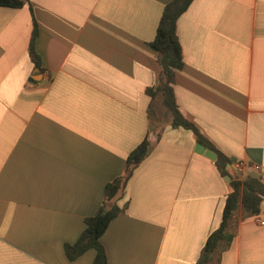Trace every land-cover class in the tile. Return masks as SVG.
Segmentation results:
<instances>
[{
	"label": "crops",
	"instance_id": "crops-1",
	"mask_svg": "<svg viewBox=\"0 0 264 264\" xmlns=\"http://www.w3.org/2000/svg\"><path fill=\"white\" fill-rule=\"evenodd\" d=\"M170 0H27L0 6V264H93L64 253L145 137L147 156L100 237L107 264H195L218 228L229 182L148 88L149 45ZM38 28L28 56L32 16ZM178 110L241 174L264 183V0H193L178 18ZM227 168V167H226ZM264 201L239 206L216 264H264Z\"/></svg>",
	"mask_w": 264,
	"mask_h": 264
},
{
	"label": "trees",
	"instance_id": "trees-1",
	"mask_svg": "<svg viewBox=\"0 0 264 264\" xmlns=\"http://www.w3.org/2000/svg\"><path fill=\"white\" fill-rule=\"evenodd\" d=\"M193 0H170L162 10L155 35L149 45L155 50L160 67L159 81L154 88H148L146 93L150 98L160 97L161 105L170 113V125L173 128H183L191 131L196 141L203 144L216 155L214 164L222 177L229 176L230 193L225 198L221 222L206 239L204 247L195 264H216L215 255L229 246L233 233L229 232L228 222L234 211L240 206L248 216L257 215L264 201V183L259 176L248 175L238 177L226 167L229 160L214 148L178 110L174 97V79L177 71L182 69L181 46L176 33L178 18L187 10ZM27 0H0V6L20 8ZM32 16V15H31ZM38 34L36 22L32 16V30L28 44V56L35 68H40V57L35 51V41ZM150 142L145 137L126 157L123 173L107 182L103 188V198L96 212L84 219V229L72 244H65L64 253L68 260L73 261L88 249L95 250L93 264H107L104 248L100 237L109 223L124 212L126 205L119 207L117 200L121 199L129 177L133 170L147 156Z\"/></svg>",
	"mask_w": 264,
	"mask_h": 264
},
{
	"label": "built area",
	"instance_id": "built-area-1",
	"mask_svg": "<svg viewBox=\"0 0 264 264\" xmlns=\"http://www.w3.org/2000/svg\"><path fill=\"white\" fill-rule=\"evenodd\" d=\"M248 166L250 168H252L255 172H258L260 173V167L256 164H245L241 161H231L229 162V164L227 165V169L230 171V172H233L234 174H241L243 172V169ZM260 224H264V222H260Z\"/></svg>",
	"mask_w": 264,
	"mask_h": 264
},
{
	"label": "water",
	"instance_id": "water-1",
	"mask_svg": "<svg viewBox=\"0 0 264 264\" xmlns=\"http://www.w3.org/2000/svg\"><path fill=\"white\" fill-rule=\"evenodd\" d=\"M196 151L212 161H215L216 159V155L214 154V152H212L210 149L206 148L203 144L199 142L196 144ZM223 180L229 182L230 178L229 176H225Z\"/></svg>",
	"mask_w": 264,
	"mask_h": 264
}]
</instances>
